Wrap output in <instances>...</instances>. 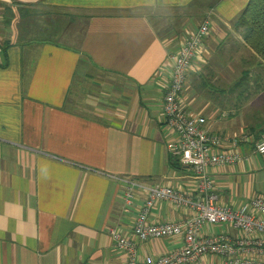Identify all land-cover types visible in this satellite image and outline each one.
Listing matches in <instances>:
<instances>
[{"label":"crops","instance_id":"crops-1","mask_svg":"<svg viewBox=\"0 0 264 264\" xmlns=\"http://www.w3.org/2000/svg\"><path fill=\"white\" fill-rule=\"evenodd\" d=\"M248 1L0 0V264H126L109 229L134 238L147 194L134 188L127 203L123 180L195 192L192 170L166 149L176 134L162 104L171 56L205 20L209 32L188 68L180 104L203 116L211 132L264 138L254 98L240 96L225 108L208 94L212 86H195L223 42L225 51L237 48L228 57L250 53L263 66L235 28ZM22 7L31 16L12 26L9 8ZM236 150L239 160L209 171L218 203L242 207L264 197V154L253 144ZM191 213L159 200L147 221ZM201 233L241 236L230 224ZM182 243L181 236L137 241V256L154 261ZM238 255L264 260V245ZM189 264H223V257Z\"/></svg>","mask_w":264,"mask_h":264},{"label":"built area","instance_id":"built-area-1","mask_svg":"<svg viewBox=\"0 0 264 264\" xmlns=\"http://www.w3.org/2000/svg\"><path fill=\"white\" fill-rule=\"evenodd\" d=\"M208 32L209 22L205 20L171 56L172 68L162 104L165 123L176 134L175 140L166 143V149L181 165L192 170L196 180L195 192L191 194L168 185L148 186L134 180H123L127 183L123 193L127 203L134 195V188H141L147 194L132 226L134 238L123 235L116 228L109 229L119 249L126 252V264H189L211 254L222 256L223 264H264V260L238 255L254 247L260 250L264 245V197L255 196L242 207L221 205L213 190L209 171L210 167L233 164L239 160L242 154L236 149L244 144H253L256 153L264 154V138L254 139L248 132L236 138L211 132L205 127L203 116L188 114L179 101L188 68L203 46ZM226 145L232 147V151L227 150ZM159 200L187 207L192 213L177 221L148 222L149 209ZM218 224H230L240 230L241 236L233 241L224 233L202 235L205 227ZM172 236L182 237L180 247L154 261L138 258L137 241Z\"/></svg>","mask_w":264,"mask_h":264},{"label":"rangeland","instance_id":"rangeland-1","mask_svg":"<svg viewBox=\"0 0 264 264\" xmlns=\"http://www.w3.org/2000/svg\"><path fill=\"white\" fill-rule=\"evenodd\" d=\"M43 11L47 10L43 9ZM224 45L223 42L218 46L209 64L203 68L202 76L215 86V89L211 88L208 94L217 104L225 108H229L232 101L240 96L254 98L253 112L261 114L260 117H262L264 115V62L263 66L257 65L256 57L253 55L251 57L250 53L244 55L243 52L241 56L236 53L230 58L226 53L231 55L237 48L233 45L230 50L225 51ZM244 74L246 76L243 78ZM243 80L245 82L241 83ZM245 84L248 87L245 88Z\"/></svg>","mask_w":264,"mask_h":264},{"label":"trees","instance_id":"trees-1","mask_svg":"<svg viewBox=\"0 0 264 264\" xmlns=\"http://www.w3.org/2000/svg\"><path fill=\"white\" fill-rule=\"evenodd\" d=\"M8 23L17 27V24L27 17H30L32 11L28 8H9ZM12 11L14 13H12ZM235 28L240 30L244 46L249 49L261 62H264V0H249L241 11L235 22ZM246 74L243 75V78ZM212 86L205 77H200L195 86L201 90Z\"/></svg>","mask_w":264,"mask_h":264}]
</instances>
